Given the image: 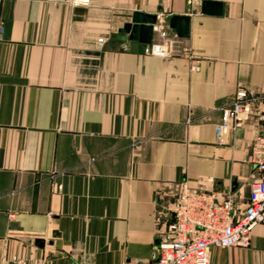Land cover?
Segmentation results:
<instances>
[{
	"label": "crops",
	"instance_id": "0c3cea01",
	"mask_svg": "<svg viewBox=\"0 0 264 264\" xmlns=\"http://www.w3.org/2000/svg\"><path fill=\"white\" fill-rule=\"evenodd\" d=\"M203 1V0H202ZM0 0V264H151L179 180L243 206L259 122L221 138L236 90L264 95V0ZM156 14L144 53L123 25ZM188 16L179 37L168 26ZM207 264H264V222Z\"/></svg>",
	"mask_w": 264,
	"mask_h": 264
},
{
	"label": "built area",
	"instance_id": "2783aa9c",
	"mask_svg": "<svg viewBox=\"0 0 264 264\" xmlns=\"http://www.w3.org/2000/svg\"><path fill=\"white\" fill-rule=\"evenodd\" d=\"M86 5L89 0H71ZM191 7L202 0H186ZM162 38L150 52L165 55L170 39L162 22L154 25ZM256 118L259 129L254 136L245 161L258 173L249 185L247 202L241 206L228 195L219 200L211 190H194L179 180L172 203V219L160 232L155 244L156 256L151 264H207L210 246H247L251 229L264 222V95L238 88L231 102L221 108L215 134L221 138L229 130L242 127L249 118ZM7 264V263H2Z\"/></svg>",
	"mask_w": 264,
	"mask_h": 264
},
{
	"label": "water",
	"instance_id": "95a60500",
	"mask_svg": "<svg viewBox=\"0 0 264 264\" xmlns=\"http://www.w3.org/2000/svg\"><path fill=\"white\" fill-rule=\"evenodd\" d=\"M201 11L204 13H219L220 4L211 0H203ZM156 18V14L138 11L132 13L131 21L123 25V34L118 36L120 39L128 41L129 52H145L147 45L151 43ZM188 22V16L173 15L168 20V26L175 31L177 36L183 37L188 32Z\"/></svg>",
	"mask_w": 264,
	"mask_h": 264
}]
</instances>
